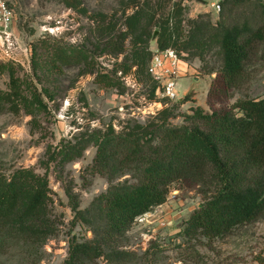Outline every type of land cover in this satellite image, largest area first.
Wrapping results in <instances>:
<instances>
[{
  "label": "trees",
  "instance_id": "1",
  "mask_svg": "<svg viewBox=\"0 0 264 264\" xmlns=\"http://www.w3.org/2000/svg\"><path fill=\"white\" fill-rule=\"evenodd\" d=\"M60 1L91 21L87 40L92 51L115 59L107 72L96 73L97 84L116 87L122 95L126 88L120 78L131 75L147 86L149 101L163 104L144 122L127 118L119 129L109 123L74 136L60 150L61 158L70 161L94 142L93 172L110 179L127 172L134 177L132 182L110 183L89 206L76 210L92 237L70 243L63 264H88L102 255L123 262L129 253L119 247L126 232L138 217L165 202L175 183L196 187L205 198L182 223L179 235L223 237L239 225L264 217V96L238 99L211 113L196 107L185 115L183 124L172 125L167 122L172 116L166 105L169 99L157 97L159 83L148 71L156 52L172 48L180 59L182 53L202 59L214 46L220 66L208 97L226 96L252 62L264 60V0L255 1L258 13L254 18L235 16L251 0H220L215 24L208 13L187 18L183 0H119L118 16L116 12L90 13L83 0ZM73 63L82 65L80 75L94 72L93 56L83 46L68 51L57 46L44 58L34 48V75L52 84L37 89L28 81L22 95L23 83L9 65V92L0 100L8 102L13 112L20 105L47 111L43 98L54 100L59 89L51 78ZM82 100L86 106L84 95ZM52 203L47 178L33 168L20 167L8 174L0 171V258L12 244L34 249L56 234Z\"/></svg>",
  "mask_w": 264,
  "mask_h": 264
},
{
  "label": "rangeland",
  "instance_id": "2",
  "mask_svg": "<svg viewBox=\"0 0 264 264\" xmlns=\"http://www.w3.org/2000/svg\"><path fill=\"white\" fill-rule=\"evenodd\" d=\"M90 13L102 11L119 15V0H83ZM256 0H251L235 11L238 18H254L258 13ZM15 16L14 35L21 51L17 61L0 59V96L9 92V69L24 87L32 82L37 89L48 85L42 76L37 78L32 70L33 49L44 58L53 48L61 46L68 51L84 47L93 56L94 72L80 75L82 65L64 66L51 80L58 86L54 100L43 98L47 111L19 106L18 112L0 100V171L10 173L16 168L30 167L45 176L51 189L52 215L57 231L42 246L28 249L21 243L12 244L0 258V264H63L68 257L69 245L92 237L91 230L76 216V210L89 206L103 193L110 183L128 180L131 172L114 178L93 172L92 160L96 144L90 142L79 158L64 161L60 150L74 136L87 134L112 123L120 128L127 118L146 121L163 107L159 101L148 100V88L138 84L131 75L120 78L126 88L118 94L116 87H102L95 82L97 72H107L115 59L93 52L87 40L91 21L77 11L66 7L60 0H12ZM202 5L188 2L186 17L208 13L215 24L219 12L211 7V0ZM129 11V10H128ZM151 46H155L152 41ZM212 46L202 59L180 54L181 61L190 67L177 78L178 98L167 100L172 116L169 124L184 123L185 115L196 107L211 113L229 107L245 97L264 96V60H256L246 68V74L237 86L231 87L226 96L209 99L208 91L219 68V60ZM72 55V54H71ZM118 75V74H117ZM52 84V83H51ZM50 84V85H51ZM82 95L86 99L82 100ZM157 97L162 99L159 93ZM57 107V109H56ZM205 200L198 188L175 183L171 185L165 202L154 206L136 219L125 234L120 250L129 254L123 262H114L103 255L88 264H264V217L239 225L223 237L207 239L201 235L187 238L178 232L182 223Z\"/></svg>",
  "mask_w": 264,
  "mask_h": 264
},
{
  "label": "built area",
  "instance_id": "3",
  "mask_svg": "<svg viewBox=\"0 0 264 264\" xmlns=\"http://www.w3.org/2000/svg\"><path fill=\"white\" fill-rule=\"evenodd\" d=\"M188 2L195 3L194 0H183L184 4ZM211 7L216 13L220 11L218 1L212 3ZM14 16L12 0H0V59L15 62L17 53L22 49L13 31ZM180 62L175 50L167 48L156 52L148 67L151 76L159 83L157 93L169 100L178 98L176 85L177 78L180 76Z\"/></svg>",
  "mask_w": 264,
  "mask_h": 264
},
{
  "label": "crops",
  "instance_id": "4",
  "mask_svg": "<svg viewBox=\"0 0 264 264\" xmlns=\"http://www.w3.org/2000/svg\"><path fill=\"white\" fill-rule=\"evenodd\" d=\"M205 1H208V0H205ZM210 1V0H209ZM216 1H220V0H211V4L212 3H215ZM210 4V5H211ZM203 5H205V4H203ZM152 47V49H155L156 48V44H155V46L153 47V46H151ZM190 66L188 65V64H186L185 62H180V64H179V68H180V76L181 75H183L184 73H185V70H187L188 68H189Z\"/></svg>",
  "mask_w": 264,
  "mask_h": 264
},
{
  "label": "water",
  "instance_id": "5",
  "mask_svg": "<svg viewBox=\"0 0 264 264\" xmlns=\"http://www.w3.org/2000/svg\"><path fill=\"white\" fill-rule=\"evenodd\" d=\"M194 1H195V2H198V3L202 4V5H203V4H207L205 0H194Z\"/></svg>",
  "mask_w": 264,
  "mask_h": 264
}]
</instances>
